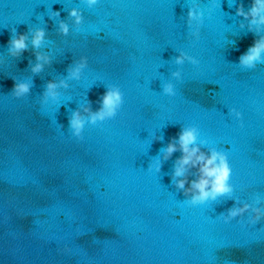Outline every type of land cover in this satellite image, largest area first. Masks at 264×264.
Returning a JSON list of instances; mask_svg holds the SVG:
<instances>
[{
  "label": "water",
  "instance_id": "obj_1",
  "mask_svg": "<svg viewBox=\"0 0 264 264\" xmlns=\"http://www.w3.org/2000/svg\"><path fill=\"white\" fill-rule=\"evenodd\" d=\"M241 4L247 13L252 0H100L91 9L84 0H0V264H264V220L251 225L249 213L223 221L234 206L264 207V64L238 65L264 26L236 15ZM190 7L202 24L188 27ZM73 8L81 26L68 17ZM59 19L67 36L57 32ZM37 28L46 30L39 52L53 62L15 99L13 80H29L36 60L30 35L19 59L8 41ZM180 51L199 64L177 66ZM81 57V79L67 78ZM177 70L180 81L171 76ZM50 80L68 87L42 104ZM169 82L174 97L162 93ZM114 86L124 97L117 116L72 137L71 112L88 101L96 111ZM193 127L201 152L227 156L231 198L183 203L191 195L172 180L181 153L163 161L162 149ZM196 176L191 169L188 179Z\"/></svg>",
  "mask_w": 264,
  "mask_h": 264
},
{
  "label": "clouds",
  "instance_id": "obj_2",
  "mask_svg": "<svg viewBox=\"0 0 264 264\" xmlns=\"http://www.w3.org/2000/svg\"><path fill=\"white\" fill-rule=\"evenodd\" d=\"M100 0H84L86 6L91 9L95 7ZM236 15L243 16L245 19H250V24L264 26V0H252V5L247 13L244 11V6L241 4L237 7ZM68 17L73 19L75 25L81 26L83 23V15L80 10L73 8L68 11ZM51 20L60 18V12L56 11L49 17ZM199 20L203 23V13L198 12L194 8L190 7L187 12V25L191 27V22ZM80 29H78L79 31ZM57 32L59 35L67 36L69 34V25L66 20L59 19L57 25ZM249 32L252 29L249 28ZM255 36L256 33L252 32ZM29 35L31 36V48L35 56L36 63L33 64L29 61L30 72L32 77L27 81H14V87L11 91V95L15 99H21L28 96L31 93V89L34 86L33 77L38 76L44 70L45 65L51 66L52 58L42 55L39 49L45 43L46 30L44 28H37L34 30H28L27 33L17 34L15 31L12 33L11 38L8 41V54L12 58L19 59L22 54L29 50ZM193 36L199 39V30L192 33ZM192 65H198L199 61L187 53L180 51L174 58V62L177 66H183L185 62ZM258 64H264V37L255 39L252 46L239 57L238 65L243 69H254ZM88 67L87 57H81L79 62H73L66 69L67 78L73 80H80L82 71ZM173 79L180 81L182 79L181 71L177 70L171 73ZM67 88L68 85L65 81H48L44 85V91L42 93V104H48L51 101L55 104L58 101L59 93L58 88ZM162 93L168 97H174L176 95L175 86L169 82L162 85ZM100 107L96 110H92V102L88 101L87 107L72 111L68 117V130L72 137L77 140L83 139V132L86 125L96 126L98 122L100 124L105 121L114 119L124 103L123 93L118 86H114L112 89L106 88V91L99 97L97 101ZM81 112L87 113V120L81 115ZM230 115L234 116L237 120H240L241 113L236 109L230 110ZM63 126V125H62ZM243 126V125H241ZM176 142H169L167 147L162 149L163 161H167L172 155L179 151L180 157L174 162L172 180L177 190L184 192L185 196L191 195V199L184 200L183 203L191 206H203L209 200L215 202L221 197L231 198L233 191L230 185V177L232 169L230 167L227 156L218 151H212L210 154H205L200 151L197 146L198 131L196 128L181 129L178 133V139L173 138ZM178 145V146H177ZM162 166V162L157 160L152 167L155 172L159 173ZM191 169L197 170L196 178L188 179V173ZM151 170V168H150ZM188 185L186 189L185 186ZM248 223L255 225L261 220H264V207L253 206L250 204H243L240 207H233L228 210L227 216L223 218L224 223H230L232 220L242 218L245 214H249ZM69 251V249H65Z\"/></svg>",
  "mask_w": 264,
  "mask_h": 264
}]
</instances>
